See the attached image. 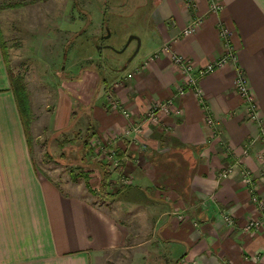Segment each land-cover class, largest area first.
<instances>
[{"label": "crops", "instance_id": "crops-1", "mask_svg": "<svg viewBox=\"0 0 264 264\" xmlns=\"http://www.w3.org/2000/svg\"><path fill=\"white\" fill-rule=\"evenodd\" d=\"M217 1L223 4L218 13L210 11V0H198L194 12L184 0L95 2L101 7L96 6L94 17L103 31L109 29L103 23L111 8L117 19L125 7L145 13L146 19L138 18L129 32L141 37L140 49L146 56L132 68L124 61L113 67L117 68L113 78L102 80L92 70L82 97L70 99L60 90L52 114L53 130H66L75 109L82 105L91 112L94 132L121 136L129 125L127 117L112 108V99L141 123L159 101L174 98L182 110L180 116L160 113L166 132L147 125L143 136L132 131L116 141L133 184L112 204L72 187L63 189L39 168L31 140L34 124L30 130L25 127L0 31V264H100L104 259L107 263L134 236L136 242L151 245L141 257L149 264H191L193 260L196 264H264V231H244L257 207L241 170L235 165L229 177H218L229 164L248 165L259 182L258 194L264 198V176L258 178L260 171L264 174V161L258 156L264 151L260 124L248 119L246 105L235 88L237 70L242 69L264 124V0ZM46 4L45 0H0V12L11 11L13 21L26 15L30 18L33 12L38 28L46 29L48 24L55 34L57 29L79 34L82 24L76 23L73 29L70 24L79 21L77 15L64 23L61 13L50 7L47 11ZM195 15L203 16L202 24L196 33L184 36V28ZM223 23L231 31L230 46L237 62L199 77L200 100L187 88L181 68L163 48L169 46L197 68L204 67L225 54L219 30ZM80 30L99 34L94 32L93 22ZM153 52L160 57L142 68ZM129 73L133 76L127 79ZM201 102L214 126L207 124ZM251 141L253 147L245 156L244 148ZM124 216L147 223L146 236L132 235ZM229 217L234 224L226 221Z\"/></svg>", "mask_w": 264, "mask_h": 264}, {"label": "rangeland", "instance_id": "rangeland-1", "mask_svg": "<svg viewBox=\"0 0 264 264\" xmlns=\"http://www.w3.org/2000/svg\"><path fill=\"white\" fill-rule=\"evenodd\" d=\"M3 1L7 2L8 0ZM45 1H47L46 10L48 11L49 7L55 8L57 12L61 13L62 16L60 17H63L64 20L62 22L64 23H67V20L71 19L74 15L78 16L79 21L75 20L70 23L72 24V29L73 26H76V23L82 24L83 27L86 26V23L93 22V30L99 34L93 36L91 33L92 30H84L80 33L82 27L79 28V34L76 36L66 34L63 32V29H59L60 31L57 29V33L55 34L54 29L51 27L53 25L49 26L46 23V29L41 27L38 28L36 20L33 18L35 15L33 12H31L30 18L26 15L22 16L21 20L18 19L15 21L12 20L13 15H11V11L5 14L0 12L1 37L3 36L2 38L6 41V49H8L7 51L10 56L12 70L15 74L23 77L29 92L31 125L34 124V129L31 131L33 154L39 168L43 170L48 177L59 183L63 189L68 190L72 187L78 193H84L91 198L94 197L101 203L111 202L112 204V202L117 201L118 197L122 195L121 193L115 195L117 189L123 185L128 188V186L133 184L132 172L125 169L126 164L120 157L121 150L117 145L119 142H116L123 135L130 133L124 131L121 136L115 133L108 137L104 134L99 135L91 128L95 125L93 124L95 122L89 115L91 112L85 108H81L82 105H78V109H75L77 112L72 118V124L66 130L55 132L53 130L52 114L56 112L58 103L57 95L60 90L61 93L66 92L70 99L74 98V96L82 97L83 94L86 93L87 79L90 78L89 75H91L92 70L98 76L103 77L102 80H104L106 76L112 77L117 75L113 67L119 66L123 61L127 64L129 63L128 68H132L135 61L144 59L143 57L146 56V52L144 49H140L139 42L135 39V37L140 36L129 31L138 18L142 20L146 19L145 13L139 9L132 11L129 7H125L121 17L117 19V17L113 15L111 8L107 12L106 21L103 23L104 25L107 24L109 29L103 31L100 28V23L95 20L94 17L96 14L94 11L96 6L99 9L101 7L99 6L100 4L97 5L95 2H100V0H50L52 1L49 2L50 4L48 0ZM1 9L2 8H0V10ZM197 9L198 3L197 7L192 9V12ZM57 18L55 23H57ZM192 20L193 18L187 26ZM116 23L119 27L114 26ZM200 25L188 36L196 33ZM222 26L227 28L224 23ZM173 53L174 55H180L175 52ZM152 55L148 56L142 62V68L149 67L150 64H145V62L148 61ZM186 58L187 57H185V59ZM218 59L209 62L207 65ZM207 65L197 68L194 64L195 69H203ZM115 70L117 71V68ZM181 73L186 79L188 78L187 74L183 73L182 70ZM190 90L194 91L193 88H190ZM196 95L201 100L200 96H202V92ZM241 99L246 105L244 99L242 97ZM159 103L162 102H156L154 105H158ZM201 103L202 107H204V103ZM112 108L119 111V113L121 112V110L116 107ZM123 108L127 109L125 107ZM204 111L207 124L214 126L215 121L207 112L206 107H204ZM246 114L249 119L247 105ZM180 115L181 114H177L176 116ZM144 118L145 121L141 123V131L137 132L138 137H140V135L143 136V130L147 125H154L155 127H159L162 132H166V125L161 123V116L154 121L148 113ZM210 118L213 119L214 123L209 122ZM127 121L128 125L133 122L128 118ZM87 139L89 140V144L88 148H85L84 145ZM121 140L118 141L121 142ZM262 140L264 142L263 138ZM253 144L254 141H251L249 147L246 146L244 148L245 156L250 152ZM246 150L247 153L245 152ZM227 152L232 153L229 150H227ZM258 156L260 161H264V151ZM121 165L123 169L122 172H119L117 169L121 167ZM235 165L239 167L242 175L243 171L247 170L250 178H252V182L249 183L246 182L242 176L243 183L251 195V200L257 207V211L255 210L256 214L248 220L244 227V231L248 233H259L264 231V225L256 228L254 227L255 225L252 224L253 221H264V208L259 207L252 199L255 194L259 196V182L248 165L244 166L240 162H237V164H229L225 168L227 169L229 166H233L234 170ZM106 171H110L111 175L107 179L106 184H104ZM221 171L218 173L219 179H221ZM261 172L262 171H260L258 178L264 176V174L261 175L263 173ZM126 180L129 183H126ZM260 198L264 201V198ZM132 218L133 216H124L122 219L131 225L132 235H137L138 233L145 237L147 223H141ZM226 221L231 225L234 224L233 218L229 217ZM138 224L141 226L139 227ZM136 239L137 237L135 236L134 239L129 238L127 245L117 250L113 257H109L107 263L104 259L100 264H149L150 262L148 259L147 261H142L143 259H141V257L150 251L151 245L149 243L140 244L135 241ZM185 263L189 262L185 261ZM192 263L196 264L197 261L193 260L191 264ZM224 264L228 263L225 262Z\"/></svg>", "mask_w": 264, "mask_h": 264}, {"label": "built area", "instance_id": "built-area-1", "mask_svg": "<svg viewBox=\"0 0 264 264\" xmlns=\"http://www.w3.org/2000/svg\"><path fill=\"white\" fill-rule=\"evenodd\" d=\"M186 6L188 9L192 10L193 8L197 7L198 0H184ZM223 8L222 3L216 1V0H210V11L218 13ZM203 22V16L195 15L193 16L192 22L183 30V35H189L192 34L196 28ZM220 34L223 40L225 41V54L220 57L217 61L207 65L203 69H195L194 63L191 59H188L180 55H174V53L171 51V48L169 46H165L163 48V51L166 53H171L172 60L181 68L182 72L187 74V88H193L194 92L199 95L201 91L199 85H198V79L201 76H204L207 73H210L214 71L215 69L221 68L227 64L230 63H236L237 62V55L236 53L231 49L230 46V37H231V31L228 28L220 26ZM160 57V53H154L148 61L145 62V64L150 63L151 61H154L155 59ZM133 76L132 73H129L127 75V79L131 78ZM236 88L241 97L244 99L247 105V111L249 113V119L252 121L259 122L260 124V131H261V137L264 139V124L260 121L259 118V112H258V105L255 98V95L250 89L249 82L247 79V76L245 72L242 69L237 70L236 74ZM115 85H119V83H115ZM180 92L184 93L185 88H180ZM112 107H116L117 109H120L121 112L126 116L128 119H131L133 122L129 124V127L126 129L127 133L138 132L141 131V122L136 121L133 118V115L130 111L127 109H124L118 102L113 101L111 103ZM160 113H166L168 115L174 114H181L182 110L176 105L174 98L169 99L166 102L159 103L158 105L152 106L151 110L149 111V116H151L152 120L156 121L158 117H160ZM209 122H213V119H209ZM247 153V150L245 151ZM117 163V162H116ZM233 166H229L226 170L220 172V176L227 178L229 174L233 171ZM243 177L246 182L251 183L252 178H250V175L247 170L243 171ZM128 180V179H127ZM126 180V183H129ZM253 201L254 203H257L259 207L264 208V201L258 196L253 195ZM230 222V220H229ZM231 223V222H230ZM254 227H258L261 225H264V221L261 222L260 220L253 221L252 222Z\"/></svg>", "mask_w": 264, "mask_h": 264}, {"label": "trees", "instance_id": "trees-1", "mask_svg": "<svg viewBox=\"0 0 264 264\" xmlns=\"http://www.w3.org/2000/svg\"><path fill=\"white\" fill-rule=\"evenodd\" d=\"M3 38L1 37V40ZM2 44H3V49L6 50V44L5 41L2 40ZM6 53V52H5ZM9 74H10V79H11V85L15 94V98L17 100L18 103V107L20 110V113L23 117V121L25 124V127L30 130V126H31V108H30V102H29V92H28V88L27 85L25 84V81L23 79V77L15 74L14 72H12V70L9 69ZM88 144H89V140L87 139L85 142V148H88ZM122 165L121 167H119L117 170L119 172H122ZM106 175L104 177V184H106L107 179L110 177L111 172L110 171H106ZM87 176V175H86ZM106 186V185H104ZM127 188V186L123 185L122 187H120L119 189H117L115 195L120 194L123 190H125Z\"/></svg>", "mask_w": 264, "mask_h": 264}, {"label": "water", "instance_id": "water-1", "mask_svg": "<svg viewBox=\"0 0 264 264\" xmlns=\"http://www.w3.org/2000/svg\"><path fill=\"white\" fill-rule=\"evenodd\" d=\"M138 41H139V45H140V39H139V37H135Z\"/></svg>", "mask_w": 264, "mask_h": 264}]
</instances>
